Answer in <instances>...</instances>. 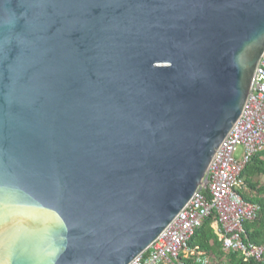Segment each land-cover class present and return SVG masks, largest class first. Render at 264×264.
Instances as JSON below:
<instances>
[{
  "label": "water",
  "instance_id": "1",
  "mask_svg": "<svg viewBox=\"0 0 264 264\" xmlns=\"http://www.w3.org/2000/svg\"><path fill=\"white\" fill-rule=\"evenodd\" d=\"M263 54L264 0H0V264L142 253Z\"/></svg>",
  "mask_w": 264,
  "mask_h": 264
},
{
  "label": "built area",
  "instance_id": "2",
  "mask_svg": "<svg viewBox=\"0 0 264 264\" xmlns=\"http://www.w3.org/2000/svg\"><path fill=\"white\" fill-rule=\"evenodd\" d=\"M242 151L237 156L236 152ZM264 151V54L252 78L249 96L239 118L220 143L211 159L203 182L190 201L157 236L128 264H209V256L190 244L196 230L209 217L225 252H239L244 260L264 263V246L244 241V224L255 220L261 211L257 204L244 200L245 166Z\"/></svg>",
  "mask_w": 264,
  "mask_h": 264
},
{
  "label": "trees",
  "instance_id": "3",
  "mask_svg": "<svg viewBox=\"0 0 264 264\" xmlns=\"http://www.w3.org/2000/svg\"><path fill=\"white\" fill-rule=\"evenodd\" d=\"M262 156H264V151L254 155L242 172V177L246 183L257 192L254 197L243 195L244 200L261 207L259 216L255 220L245 222V232L242 238L246 242L264 246V184L260 186L258 181L259 178L264 179V159ZM212 221L213 217L206 219L190 240L191 246L197 252L211 258L212 261L209 264H264L254 260L246 261L239 252L223 251L222 244L212 227ZM186 263L196 264L193 259H187Z\"/></svg>",
  "mask_w": 264,
  "mask_h": 264
},
{
  "label": "crops",
  "instance_id": "4",
  "mask_svg": "<svg viewBox=\"0 0 264 264\" xmlns=\"http://www.w3.org/2000/svg\"><path fill=\"white\" fill-rule=\"evenodd\" d=\"M262 158L264 159V156H262ZM259 185H263L264 184V180L263 178H259ZM243 195L249 196V197H254L255 195H257V192L253 189L250 188V186L246 183V189L242 192ZM212 224H214V222L212 221Z\"/></svg>",
  "mask_w": 264,
  "mask_h": 264
},
{
  "label": "rangeland",
  "instance_id": "5",
  "mask_svg": "<svg viewBox=\"0 0 264 264\" xmlns=\"http://www.w3.org/2000/svg\"><path fill=\"white\" fill-rule=\"evenodd\" d=\"M241 151H242V148L239 147L238 150H237V152H236L237 156L241 153ZM263 180H264V179H263Z\"/></svg>",
  "mask_w": 264,
  "mask_h": 264
}]
</instances>
